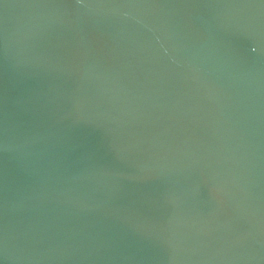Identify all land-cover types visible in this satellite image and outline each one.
Segmentation results:
<instances>
[{
  "label": "water",
  "instance_id": "1",
  "mask_svg": "<svg viewBox=\"0 0 264 264\" xmlns=\"http://www.w3.org/2000/svg\"><path fill=\"white\" fill-rule=\"evenodd\" d=\"M0 264H264V0H0Z\"/></svg>",
  "mask_w": 264,
  "mask_h": 264
}]
</instances>
